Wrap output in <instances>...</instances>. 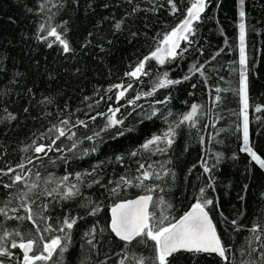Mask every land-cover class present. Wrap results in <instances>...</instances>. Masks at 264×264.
I'll return each mask as SVG.
<instances>
[{
    "label": "trees",
    "instance_id": "obj_1",
    "mask_svg": "<svg viewBox=\"0 0 264 264\" xmlns=\"http://www.w3.org/2000/svg\"><path fill=\"white\" fill-rule=\"evenodd\" d=\"M194 4L0 0V264L25 241L28 264H264V0H205L169 53ZM141 194L149 225L122 241L109 210ZM194 204L226 260L162 262L158 233Z\"/></svg>",
    "mask_w": 264,
    "mask_h": 264
},
{
    "label": "water",
    "instance_id": "obj_2",
    "mask_svg": "<svg viewBox=\"0 0 264 264\" xmlns=\"http://www.w3.org/2000/svg\"><path fill=\"white\" fill-rule=\"evenodd\" d=\"M204 2L205 0H195V4L190 8L184 21L176 27L174 40L171 43L172 49L177 48L190 23L201 14ZM151 201V194H141L115 203L109 210V227L113 234L122 241L131 242L143 233L149 225ZM156 241L162 262L172 254L183 251L216 254L226 260L216 225L206 209L199 204H194L175 222L161 230ZM53 248V244L47 245L49 252H52ZM20 250L24 264L35 259L32 255L31 241L23 242Z\"/></svg>",
    "mask_w": 264,
    "mask_h": 264
},
{
    "label": "rangeland",
    "instance_id": "obj_3",
    "mask_svg": "<svg viewBox=\"0 0 264 264\" xmlns=\"http://www.w3.org/2000/svg\"><path fill=\"white\" fill-rule=\"evenodd\" d=\"M241 1V0H240ZM174 38H171L168 41V49L169 53H172V49L170 47V44L173 42ZM244 32L243 29H240L239 33V59L243 63L244 62ZM241 99H242V133H243V149H245L249 154L260 164L261 159L256 155L255 152H253L248 143V115H247V96L245 93V81L244 78H242V86H241ZM264 167V164H263Z\"/></svg>",
    "mask_w": 264,
    "mask_h": 264
}]
</instances>
